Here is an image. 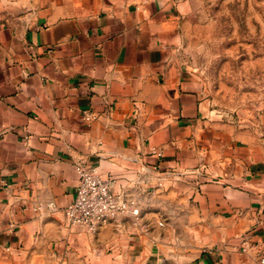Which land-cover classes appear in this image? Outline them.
Segmentation results:
<instances>
[{
	"label": "crops",
	"instance_id": "crops-1",
	"mask_svg": "<svg viewBox=\"0 0 264 264\" xmlns=\"http://www.w3.org/2000/svg\"><path fill=\"white\" fill-rule=\"evenodd\" d=\"M163 0H0V264H264V107L210 108ZM134 203L68 227L75 164Z\"/></svg>",
	"mask_w": 264,
	"mask_h": 264
},
{
	"label": "rangeland",
	"instance_id": "rangeland-1",
	"mask_svg": "<svg viewBox=\"0 0 264 264\" xmlns=\"http://www.w3.org/2000/svg\"><path fill=\"white\" fill-rule=\"evenodd\" d=\"M182 30L184 66L210 108L244 117L264 107V0H163Z\"/></svg>",
	"mask_w": 264,
	"mask_h": 264
},
{
	"label": "built area",
	"instance_id": "built-area-1",
	"mask_svg": "<svg viewBox=\"0 0 264 264\" xmlns=\"http://www.w3.org/2000/svg\"><path fill=\"white\" fill-rule=\"evenodd\" d=\"M74 167L78 181L76 194L63 209L64 222L68 227H79L94 235L100 228L121 216L138 215L134 203L112 193L111 180L96 168L88 167L83 162H77Z\"/></svg>",
	"mask_w": 264,
	"mask_h": 264
}]
</instances>
